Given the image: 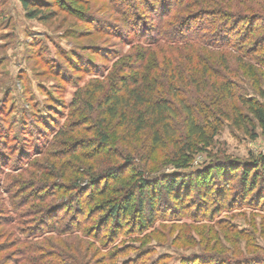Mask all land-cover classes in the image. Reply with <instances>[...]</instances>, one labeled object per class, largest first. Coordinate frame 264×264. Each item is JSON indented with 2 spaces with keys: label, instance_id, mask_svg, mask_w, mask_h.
<instances>
[{
  "label": "trees",
  "instance_id": "1",
  "mask_svg": "<svg viewBox=\"0 0 264 264\" xmlns=\"http://www.w3.org/2000/svg\"><path fill=\"white\" fill-rule=\"evenodd\" d=\"M53 1L61 9L67 3ZM144 1L139 7H147L149 24L132 26V38L120 35L130 51L116 57L101 79L75 92L64 123L47 125L44 150L25 149L24 139H39L26 111L14 119L15 128L6 132L0 125V190L8 203L7 216L0 214V264H158L161 258L148 262L145 238L162 213L206 214L213 190L201 178L211 169L224 185L237 183L242 203L253 194L262 203L264 158L251 167L213 158L201 171H185L199 151L214 144L221 121L251 139L257 137L254 121L264 130V103L235 96L227 81L237 74L225 54L236 50L239 59L264 66V0ZM38 2L20 0L28 18L45 8ZM157 152L170 155L179 170L147 171ZM40 153L51 156L29 180L15 181ZM63 158L78 164L69 166L70 175ZM8 186L17 188L14 194ZM220 192L223 207L230 192Z\"/></svg>",
  "mask_w": 264,
  "mask_h": 264
},
{
  "label": "rangeland",
  "instance_id": "2",
  "mask_svg": "<svg viewBox=\"0 0 264 264\" xmlns=\"http://www.w3.org/2000/svg\"><path fill=\"white\" fill-rule=\"evenodd\" d=\"M31 1H39L40 5L48 8L38 9L37 17L28 18L20 0H0V125L3 124V130L7 132L17 126L13 123L14 119L21 117L24 111L29 113V123L32 122L34 136L39 139H35L36 142L31 141V136L29 141L24 139L28 144L25 149L33 147L37 152L46 148L41 138L48 131L47 125L55 126L56 122L60 124L66 120L75 92L90 81L101 79L116 57L130 51V45L123 39L132 38L128 33L131 27L149 22H146L147 7H139L144 0H66L64 9L71 6L72 13L51 6L53 0ZM50 12L54 17L44 19L43 16ZM152 24L149 26L156 23ZM225 54L228 57L227 67L237 74L236 79L227 81L233 84L235 96L264 103L263 63L257 65L241 60L238 58L240 53L232 49ZM250 66L253 71L249 72ZM36 114L39 116L37 119ZM41 119L46 120V126L39 123ZM254 124L257 137L251 139L228 120L221 121L214 144L199 151L185 172L201 171L212 165L213 158L245 163L248 167L257 159L264 158V130L256 121ZM35 125L41 129H36ZM3 130L2 133L5 132ZM87 137L94 138L93 135ZM49 156L35 155L33 168L15 179L10 175L7 184L13 179L29 180L31 173L37 172ZM169 156L161 152L154 154L148 162L147 171L150 170L152 175L178 171L169 163ZM63 159L65 174L70 175L69 166L77 169L78 164ZM135 164L140 167L143 161L135 159ZM222 168L227 170L231 167ZM202 175L201 179L206 180L213 190V204L202 215L195 210L170 216L169 213H162L165 216H159L154 231L148 233L143 242L149 252L148 262L161 258L158 264H181L185 259L200 260V264L209 259L213 260L210 264H234L241 260L246 264H264V199L259 205V195L253 194L242 203L236 182L224 185L220 176L216 178L213 169ZM201 179L192 180L200 184ZM258 182L257 187H261ZM224 189L230 192V197L220 207L218 190ZM8 190V194L12 195L17 188L8 186ZM6 196L7 193L0 190V214L4 217L8 210ZM164 210L168 209L165 207Z\"/></svg>",
  "mask_w": 264,
  "mask_h": 264
}]
</instances>
